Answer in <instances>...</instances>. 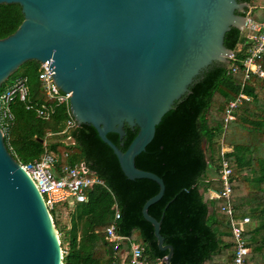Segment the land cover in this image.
<instances>
[{
    "label": "trees",
    "instance_id": "16d2710c",
    "mask_svg": "<svg viewBox=\"0 0 264 264\" xmlns=\"http://www.w3.org/2000/svg\"><path fill=\"white\" fill-rule=\"evenodd\" d=\"M22 20L19 5L1 4L0 39L14 33ZM241 41L240 31L230 28L223 44L234 51ZM23 66H27L23 76L27 78L28 101L49 103L37 79L38 62L27 61L19 68ZM238 81V76L227 75L224 65L207 67L195 78L189 93L164 114L152 141L134 159L136 168L154 173L164 183L162 197L147 212L159 222L163 243L173 248L169 264H230L234 241L227 215L221 210L223 200L204 197L208 189H221L215 169L221 145L252 155L246 167L234 153L227 155L234 177L231 197L235 216L251 218L244 234L249 248L245 264H264V78L251 77L244 89L250 100L239 105L234 120L224 126V108L238 94ZM50 104L54 114L46 121L27 110L25 103H13L14 123L4 138L11 156L25 164L49 152L57 167L84 161L106 185L94 187L88 192L87 203L70 210L67 231L58 229L55 208L49 210L59 235L62 264H113L112 246L104 232L113 221L114 203L120 214L118 232L131 239L137 232L138 244L144 246L151 262L165 257L168 251L158 249L153 226L141 213L143 204L158 192V185L148 179L128 180L112 150L90 125L46 136L49 131L62 130L67 118L65 106ZM124 131L122 139L107 134L121 151L137 128L124 125ZM209 170L214 177H207ZM119 263L130 264L128 258Z\"/></svg>",
    "mask_w": 264,
    "mask_h": 264
},
{
    "label": "water",
    "instance_id": "95a60500",
    "mask_svg": "<svg viewBox=\"0 0 264 264\" xmlns=\"http://www.w3.org/2000/svg\"><path fill=\"white\" fill-rule=\"evenodd\" d=\"M20 6L23 20L0 39V85L23 63H44L56 86L69 93L76 126H92L116 156L128 180L148 179L158 192L142 206L169 264L159 222L147 212L164 183L135 167L155 127L212 64L226 66L232 50L224 35L242 30L247 3L236 0H0ZM137 133L125 151L108 133ZM0 264H62L49 210L35 184L7 150L0 131Z\"/></svg>",
    "mask_w": 264,
    "mask_h": 264
},
{
    "label": "built area",
    "instance_id": "2783aa9c",
    "mask_svg": "<svg viewBox=\"0 0 264 264\" xmlns=\"http://www.w3.org/2000/svg\"><path fill=\"white\" fill-rule=\"evenodd\" d=\"M244 25L241 33V43L227 56V75L238 76V94L229 100L224 108V126L234 120V111L242 103L249 101L250 97L244 93L246 84L251 77L264 78V2L260 8L254 2L248 4L244 11ZM37 79L40 89L49 103L33 104L28 101L27 78H15L11 86L0 93V131L3 139L8 135L14 123L12 105L15 101L25 103L27 110L34 111L36 116L46 121L52 119L54 108L52 104L63 105L66 108L67 118L60 131H49L46 136L64 135L76 126L69 111V93L62 92L54 83L53 77L44 63H38ZM68 140V139H67ZM233 153L232 148L221 145L216 165L217 180L220 182L219 191L208 190L210 199L223 200L221 210L227 215L228 225L234 241L230 264H245L249 248L245 243L244 234L251 222L249 216H235L232 203V183H234L233 170L229 165L227 155ZM18 162V161H17ZM28 173L29 177L39 191L48 210L55 205L68 203L74 208L79 203L88 202V192L96 186L106 188L99 175L89 168L84 161L73 165L56 166L55 157L45 152L38 160L29 163L18 162ZM113 221L105 229V239L111 244L113 250V264H120L125 258L130 264H164V260L156 259L151 262L144 246L135 243L130 237L118 232L116 222L120 217L117 204H113Z\"/></svg>",
    "mask_w": 264,
    "mask_h": 264
},
{
    "label": "rangeland",
    "instance_id": "374dc122",
    "mask_svg": "<svg viewBox=\"0 0 264 264\" xmlns=\"http://www.w3.org/2000/svg\"><path fill=\"white\" fill-rule=\"evenodd\" d=\"M253 2H254V6H256V8H260V6L263 4L264 0H253ZM31 61H33V60H31ZM26 67L27 66H23V67L17 69L12 75H10L7 78V80L2 82L0 85V93L2 91H4L6 88H8L9 86H11L12 83L14 82L15 78L23 76V73L25 72ZM232 151H233L234 155H237L238 158L241 160V162H242L241 165L243 167H246L250 164L252 155L250 154L249 151L233 150V149H232ZM211 174L212 173L210 170L207 171V176L211 175ZM211 176H214V175L212 174ZM211 176H209V178ZM71 209H72V207L69 208L68 203H60V204L55 205V210L57 211L56 222H57L58 229H62L64 231L68 230V228H69V212ZM58 237H59V235H58ZM133 238L134 239H131L133 242H135V243L139 242L138 233L135 231L133 233Z\"/></svg>",
    "mask_w": 264,
    "mask_h": 264
},
{
    "label": "crops",
    "instance_id": "0c3cea01",
    "mask_svg": "<svg viewBox=\"0 0 264 264\" xmlns=\"http://www.w3.org/2000/svg\"><path fill=\"white\" fill-rule=\"evenodd\" d=\"M55 131H57V130H55ZM209 176H211V175H208L207 177L209 178ZM212 177H214V176H211L210 178H212ZM208 190H212V189H208ZM208 190L204 193L205 199H209L210 198V193L208 192Z\"/></svg>",
    "mask_w": 264,
    "mask_h": 264
}]
</instances>
